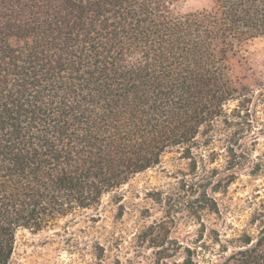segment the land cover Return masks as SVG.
I'll return each instance as SVG.
<instances>
[{
	"label": "trees",
	"instance_id": "obj_1",
	"mask_svg": "<svg viewBox=\"0 0 264 264\" xmlns=\"http://www.w3.org/2000/svg\"><path fill=\"white\" fill-rule=\"evenodd\" d=\"M182 1L0 0V264L18 231L98 206L228 124L232 65L264 39V0ZM260 206L216 264H264Z\"/></svg>",
	"mask_w": 264,
	"mask_h": 264
},
{
	"label": "rangeland",
	"instance_id": "obj_2",
	"mask_svg": "<svg viewBox=\"0 0 264 264\" xmlns=\"http://www.w3.org/2000/svg\"><path fill=\"white\" fill-rule=\"evenodd\" d=\"M206 4L184 0L180 9ZM231 75L238 91L225 105L228 124L220 121L212 138L167 150L98 206L18 231L9 264H182L188 250L193 264H216L220 243L255 233L260 223L251 218L264 199V39L237 56ZM204 191L218 212L204 208Z\"/></svg>",
	"mask_w": 264,
	"mask_h": 264
}]
</instances>
